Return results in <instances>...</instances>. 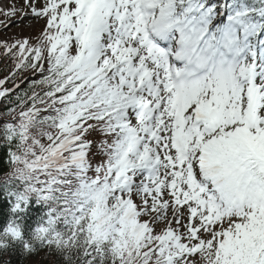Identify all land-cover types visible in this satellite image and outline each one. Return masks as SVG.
Listing matches in <instances>:
<instances>
[{
	"label": "snow or ice",
	"instance_id": "1",
	"mask_svg": "<svg viewBox=\"0 0 264 264\" xmlns=\"http://www.w3.org/2000/svg\"><path fill=\"white\" fill-rule=\"evenodd\" d=\"M0 40L40 79L0 122L11 212L0 251L59 264H264V0H23ZM39 89V91L37 90Z\"/></svg>",
	"mask_w": 264,
	"mask_h": 264
},
{
	"label": "trees",
	"instance_id": "2",
	"mask_svg": "<svg viewBox=\"0 0 264 264\" xmlns=\"http://www.w3.org/2000/svg\"><path fill=\"white\" fill-rule=\"evenodd\" d=\"M12 67L11 59L0 55V79L4 78L10 68ZM31 71H25L17 77L15 81L9 80L5 87L11 89V86L24 75L29 74ZM34 79H40L39 73L33 77H29L19 85V89H15L7 98H0V114L5 113L11 106L9 101H13L18 93L29 88V84ZM39 91V89H37ZM7 119L5 116L0 115V122ZM9 146L4 143L2 133H0V230L10 216H19L20 222L23 224L25 238L30 235L33 229L40 221L46 219L47 206L43 203L37 202L35 196L31 197L27 207L23 212L12 213L11 198L5 194L4 177L11 170L8 156ZM22 246L17 244L15 248L8 251H0V264H59L58 258L50 254L47 249H40L32 255H25L21 251Z\"/></svg>",
	"mask_w": 264,
	"mask_h": 264
},
{
	"label": "rangeland",
	"instance_id": "3",
	"mask_svg": "<svg viewBox=\"0 0 264 264\" xmlns=\"http://www.w3.org/2000/svg\"><path fill=\"white\" fill-rule=\"evenodd\" d=\"M10 4L17 5L18 8H23V0H1L0 2V9H7ZM20 15L23 16V23L22 24L24 27L28 28H41L45 22L43 18H37L34 17L30 12L28 14H25L24 12L20 11ZM20 17V16H19ZM2 21H6L3 16H0ZM23 29V28H22ZM23 35V33L19 32V28L16 29H9L7 32L3 35L4 38H13V37H18Z\"/></svg>",
	"mask_w": 264,
	"mask_h": 264
}]
</instances>
